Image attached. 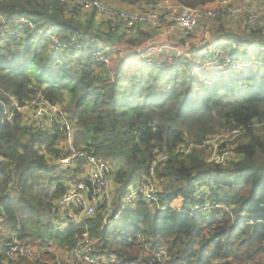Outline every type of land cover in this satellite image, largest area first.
I'll list each match as a JSON object with an SVG mask.
<instances>
[{
	"label": "trees",
	"instance_id": "trees-1",
	"mask_svg": "<svg viewBox=\"0 0 264 264\" xmlns=\"http://www.w3.org/2000/svg\"><path fill=\"white\" fill-rule=\"evenodd\" d=\"M162 1L120 3L148 7ZM171 1L197 9L219 0ZM0 15L6 21L26 17L38 23L23 38L0 40V99L10 111L15 110L11 98L23 106L40 95L61 105L74 125L76 144L94 149L112 167L118 186L115 213L127 189L148 174L154 153L170 156L158 172L166 210L139 202L122 211L111 228L98 213L58 230L50 206L66 192L61 181L69 179L47 156L63 154L56 148L60 134L55 128L29 127L16 110L8 119L0 105V249L8 247L12 232L22 242L60 248H71L88 233L98 241L99 256L114 253L134 261L138 250L130 239L142 234L155 244L162 240L172 264H264V130L256 129L264 125V79L254 72L232 74L202 88L200 78L191 76L194 64L159 69L135 56L121 57L115 67L112 60L109 76L96 71L90 55H78L70 42L77 34L92 42L87 31L95 12L82 25L67 19L56 0H0ZM48 34L67 49L54 51ZM239 128L244 142L233 141L237 159L208 162L207 147L199 146L221 130ZM189 145V154L178 152ZM206 201L230 207L232 214L189 213ZM206 229L212 232L196 249Z\"/></svg>",
	"mask_w": 264,
	"mask_h": 264
},
{
	"label": "built area",
	"instance_id": "built-area-1",
	"mask_svg": "<svg viewBox=\"0 0 264 264\" xmlns=\"http://www.w3.org/2000/svg\"><path fill=\"white\" fill-rule=\"evenodd\" d=\"M59 8L68 15L75 11L96 13L99 24L107 32L121 31L125 37H132L140 27H147L156 32L178 31L185 37L193 36L206 21L219 23L223 17L232 19L243 27L242 38H236L233 45L236 48L257 49L261 57L244 56L245 53H235L234 48H228L220 40L214 49L202 53L199 66L193 73L200 78L202 88L212 87L219 79H227L232 74L237 77L254 72L259 78L264 79V0H229L227 6L209 10L206 7L188 9L180 5H172L171 0L144 7L142 9H123L116 7L106 0H56ZM37 20L19 17L6 21L0 15V40L8 36L23 38L27 29H35ZM41 34V33H40ZM48 39L54 51L63 52L68 46L64 45L54 34H48ZM81 34L70 37L71 45L78 55L89 54L92 65L99 73L111 75L110 66L112 59L109 52L100 49L93 42H84ZM153 45L145 46L148 53L144 62L151 67L159 69L177 68L185 58L160 57V51L153 52ZM155 50V49H154ZM204 56V57H203ZM193 63V62H191ZM191 74V76H193ZM14 109L23 116V121L32 128H55L63 139L64 149H59L63 154L60 157L47 156L55 165H58L71 181L78 179L80 182L70 187L63 196L52 202L50 212L53 216L63 217L65 221L57 225L58 230H63L70 224L84 223L100 213L103 224L107 227L117 225L120 214L125 210H133L139 202L146 203L152 210H166L167 206L161 205V187L158 172L161 171L170 156L157 151L154 153L148 174L138 183L131 185L119 203V210L115 213L117 190L110 183L113 169L101 161L94 149L77 146L75 142V128L61 105H51L40 95L18 105L14 98ZM4 108L3 115L12 118L15 110L8 109L6 103L0 99ZM242 128L230 131L240 137ZM229 132V131H227ZM221 136L214 140H206L202 146L210 145L216 149L215 162L226 164L232 160V154L225 145ZM224 147V148H222ZM193 145L184 146L179 153L189 154ZM202 193L199 191L197 197ZM102 208V210H99ZM212 210L232 214L233 209L222 205H211L209 202L195 204L189 213L201 212L205 215ZM0 222L3 220L0 218ZM212 229H206L196 244V249L204 238L210 236ZM11 240L7 248L0 249V264H172L165 243L157 239L155 244L142 234H137L130 239L136 245L138 257L128 261L118 254L99 256L97 251L98 241L91 238L88 233L82 235L71 248H60L54 244L39 246L28 244L19 240L16 232L10 234ZM210 264H219L213 261Z\"/></svg>",
	"mask_w": 264,
	"mask_h": 264
},
{
	"label": "crops",
	"instance_id": "crops-1",
	"mask_svg": "<svg viewBox=\"0 0 264 264\" xmlns=\"http://www.w3.org/2000/svg\"><path fill=\"white\" fill-rule=\"evenodd\" d=\"M228 1L229 0H219L206 6V8L209 10L221 9L227 6L226 4ZM171 4L177 5L176 3ZM120 8L125 9L126 5H122ZM126 9L135 10L133 7H127ZM87 16L86 17L89 19L90 15L87 14ZM86 17L78 18L76 20L85 25L88 21V19L86 22L84 21ZM175 31H167L162 34L147 27H140L136 30L132 37H125L121 31L107 32L102 28V26H100L99 18L95 16L94 22L87 32L89 34V38L92 39V42L95 43L98 48L109 52V55L113 60V67H115L119 62L118 59L123 56H135L136 59H144V57L148 54L143 48L145 44H147L146 46L153 45V52L159 50L161 58L167 59L173 56L177 58L182 57L185 58L183 63L193 62L191 64H194L196 67L199 66V60L202 57V53L209 49H214L220 40L224 41L228 48H234L235 50L233 51L235 53H245L244 56L247 57H261L257 49L250 50L247 47L236 48L233 45L234 39L243 37V27L228 17H223L219 23L206 21V23H204L202 27L190 37H185L182 33ZM106 34L110 35L104 37L103 35ZM109 50H112L113 52ZM67 103L68 101H66L65 104ZM71 180L63 179L61 181V183L66 187V191L75 183L80 182L78 179L73 181ZM110 183L113 188L116 190L118 189V186L113 182V177L110 178ZM64 221L65 219L63 217H57L53 220L54 225L56 226Z\"/></svg>",
	"mask_w": 264,
	"mask_h": 264
},
{
	"label": "rangeland",
	"instance_id": "rangeland-1",
	"mask_svg": "<svg viewBox=\"0 0 264 264\" xmlns=\"http://www.w3.org/2000/svg\"><path fill=\"white\" fill-rule=\"evenodd\" d=\"M108 2V1H107ZM112 2L114 3V4H112V5H114V6H116V7H121L122 6V3H120V0H112ZM109 3V2H108ZM169 3H172V2H169ZM174 4V3H173ZM127 7H130V6H126V8ZM145 6H140L139 8H137V6H135V7H133L134 9L135 8H137L138 10L139 9H142V8H144ZM125 8V9H126ZM124 9V8H123ZM87 14L88 15H91L92 13H84L83 11H79V13H78V11H76V12H73V13H70V14H66L65 15V17L67 18V19H70V18H74L75 20L76 19H78V18H84V17H86L87 16ZM71 15H74V16H71ZM88 17V16H87ZM85 18L84 19V21L86 22L87 21V19L88 18ZM77 21V20H76ZM86 24H87V22H86ZM85 24V25H86ZM82 25H84V24H82ZM176 32V31H175ZM160 33H162L163 34V32H160ZM108 35H110V34H106V35H103L104 37H106V36H108ZM147 44H145V46H146ZM144 46V47H145ZM154 46H156V45H154ZM113 52V51H112ZM134 60H139V58L138 59H136V58H134ZM63 61V60H62ZM193 74V73H192ZM68 96V95H67ZM69 97V96H68ZM66 101H69V99L66 97V100L64 101L63 100V103H64V107H65V103H66ZM47 129H49V128H47ZM256 129H257V131H261V129L262 130H264V125H257V127H256ZM216 136H221V140H224V141H226L225 142V145H223V146H227L228 147V149H230V151H231V154H232V158L231 159H237V155L235 154V152H234V149H235V147L237 146V143H234L233 141L235 140V141H243L242 139H239L238 137H236V138H234L235 137V135L234 134H232V132H227V131H223V130H221V131H219L216 135H214V136H211L210 137V139H212V140H214V137H216ZM26 141V139H24L23 140V142H25ZM244 142V141H243ZM78 147H82V145L80 146V145H77ZM56 148L59 150V149H61V148H63L64 149V145H63V139H61V138H59L58 139V141H57V143H56ZM222 148H224V147H222ZM61 152H64V151H61ZM205 157L207 158V160H208V162H215V157H216V149L215 148H213L211 145L209 146V147H207L206 148V151H205ZM33 242L34 241H30V242H27L28 244H33ZM35 244V243H34ZM37 244V243H36ZM135 251V250H134ZM136 254H137V252H136ZM136 257H138V255H135Z\"/></svg>",
	"mask_w": 264,
	"mask_h": 264
}]
</instances>
